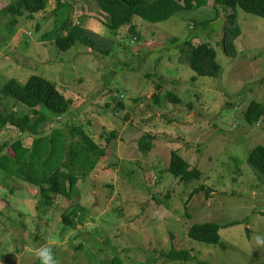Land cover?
I'll return each instance as SVG.
<instances>
[{"label": "rangeland", "instance_id": "rangeland-1", "mask_svg": "<svg viewBox=\"0 0 264 264\" xmlns=\"http://www.w3.org/2000/svg\"><path fill=\"white\" fill-rule=\"evenodd\" d=\"M7 2L0 0V9ZM212 5L159 24L135 17L136 37L128 26L111 31L96 0H48L31 17L8 8L0 18V90L32 75L54 82L73 105L43 133L63 124L84 130L105 157L79 181L73 199L54 197L50 206L38 187L0 170V264H40L41 246L52 249L57 264H264V243H257L264 239V183L248 163L264 146V117L251 126L244 116L251 102L264 103V19L238 8L241 32L231 57L223 40L233 10ZM69 22L99 37V49L78 43L60 51L55 40ZM188 42L216 49L218 78L191 69ZM169 92L180 102L168 100ZM18 109L31 112L0 92V111ZM148 135L153 148L142 150ZM19 138L32 146L11 125L0 143ZM173 150L203 172L200 181L167 172ZM203 184L214 190L211 197L192 198ZM74 205L87 210L65 226L62 216ZM208 222L222 226L217 245L189 236L193 225ZM173 248L195 259L161 255Z\"/></svg>", "mask_w": 264, "mask_h": 264}, {"label": "trees", "instance_id": "trees-1", "mask_svg": "<svg viewBox=\"0 0 264 264\" xmlns=\"http://www.w3.org/2000/svg\"><path fill=\"white\" fill-rule=\"evenodd\" d=\"M209 2L210 0H96L100 11L108 18L106 24L111 31L116 33L128 26L129 34L135 37V17H141L148 23L159 24L183 11L191 12L207 7ZM7 3V8L0 9V18L8 8L27 13L31 17L44 11L48 0H15V3L12 0ZM212 7L216 10H233V14L227 16L229 26L225 28L223 44L229 56H236L235 39L241 32L237 10L239 8L245 13L264 19V0H213ZM65 25L68 32L55 40L60 51L68 52L78 43L99 49L101 40L91 31H87L81 24L69 22ZM185 48H188V51L185 52L181 48L182 52L187 53L189 66L199 77L220 76L222 67L218 63V53L212 45L202 43L195 46L188 42ZM0 92L31 111L25 113L23 109H18L9 114L0 111V137L6 127L11 125L21 132L22 137L33 140L31 147H27L22 138L0 143V170L10 177L38 187L41 201L47 206L52 204L54 197L73 199L79 181L91 174L101 158L105 157V151L84 130L77 131V128L63 124L53 128L49 134L43 133V127L48 123L69 115L73 101L65 96L54 82L40 75H32L25 84L16 78L11 79ZM166 97L168 100L180 102V98L172 92ZM244 116L251 126L259 124L264 117V103L251 102ZM112 137L116 138V135L113 134ZM153 139L150 135L143 137L139 142L142 150L153 148ZM248 163L258 179L264 183L263 145L250 153ZM167 172L185 183L200 181L204 176L200 169L192 168L177 150L171 153ZM213 192L211 187L203 184L193 191L192 198L196 194L204 193L205 198L209 199ZM86 210L74 205L68 213L63 214L64 225H74V216L76 217L79 211L85 213ZM238 223L240 222H233L229 226ZM221 229V225L213 222L195 224L189 229V236L207 245H217L221 240ZM161 255L173 262L187 263L195 259L191 251L176 248L162 252Z\"/></svg>", "mask_w": 264, "mask_h": 264}, {"label": "clouds", "instance_id": "clouds-1", "mask_svg": "<svg viewBox=\"0 0 264 264\" xmlns=\"http://www.w3.org/2000/svg\"><path fill=\"white\" fill-rule=\"evenodd\" d=\"M257 243H264V239L257 237ZM35 255L39 259L40 264H57L52 249L48 246H41L36 249Z\"/></svg>", "mask_w": 264, "mask_h": 264}]
</instances>
